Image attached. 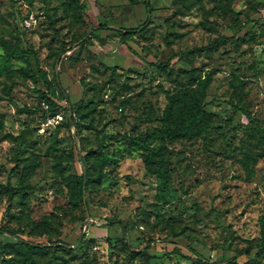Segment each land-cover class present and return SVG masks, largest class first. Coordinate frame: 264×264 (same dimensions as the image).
Returning a JSON list of instances; mask_svg holds the SVG:
<instances>
[{"label":"rangeland","instance_id":"1","mask_svg":"<svg viewBox=\"0 0 264 264\" xmlns=\"http://www.w3.org/2000/svg\"><path fill=\"white\" fill-rule=\"evenodd\" d=\"M149 1L152 23L122 43L123 35L105 29L87 38L99 23H142L143 4L85 0L82 10L65 0H0V227L7 230L0 232V264H228L264 239V136L233 106L239 86L240 104L264 129V0ZM220 35L237 41L192 51ZM63 42L70 49L54 62ZM7 45L34 49L48 78L58 73L70 102L84 101L77 130L55 104L66 102L53 81L55 102L41 97L34 57L6 55ZM172 53L179 55L168 66L150 64ZM207 75L209 138H147L162 146L169 167L162 179L145 168L143 148L122 135L159 127L168 95ZM55 111L63 119L48 123ZM100 130L109 135L104 161L91 152ZM34 161L25 178L23 165ZM81 169L87 206L70 200ZM43 217L50 233L31 227ZM84 231L90 238L82 249L66 246ZM124 235L135 254L123 246ZM17 238L68 249L27 257L12 244ZM236 260L264 264V246Z\"/></svg>","mask_w":264,"mask_h":264},{"label":"trees","instance_id":"2","mask_svg":"<svg viewBox=\"0 0 264 264\" xmlns=\"http://www.w3.org/2000/svg\"><path fill=\"white\" fill-rule=\"evenodd\" d=\"M46 1V0H43ZM131 3H141L145 7L146 17L144 21L136 26H119L117 28L109 27L106 25V23H99L95 27L92 28L91 34L88 35V40H91L93 37V34H95L96 31L99 30H107V31H117L123 37H121L119 40L122 43H126V39H124V36H129L133 33L140 32L143 27H147L152 23V14H151V5L149 0H129ZM185 4L186 0H182ZM65 2L73 4L77 3L79 8L84 10L85 8V0H65ZM254 6L256 5V2L252 3ZM223 10L225 12H228L230 10L229 6H224ZM229 40H232L234 42L237 41L234 36H226V35H220L218 36L213 42H210L207 46L198 47L193 49L192 51H204L207 49L215 48L217 45L227 42ZM70 43L63 42L60 44L58 51L55 53L54 62L58 60L62 54H64L67 50L70 49L69 46ZM129 48V47H128ZM7 53L6 55L9 56H33L35 59V65H36V73H31V76L35 79L39 80L42 85L44 86V91L41 93V97H45L46 100L49 102L54 101L57 96L54 91L50 90V85L53 81L55 86L57 87L59 91L60 98L65 100L66 104L61 105L60 103L56 106L60 108V110L66 112V124L68 126H72L75 128V130L78 129V122H76V116H79V118H84V113H82V107L85 105L84 101H77V102H70L67 94L65 93L64 89L62 88V85L59 81L58 73L54 71L52 80L48 78L45 69L40 65L39 58L37 53L32 48H25V49H18L12 45H7ZM132 52L133 49L129 48ZM179 53H172L168 56V58L164 61L159 62H150V64L155 65L157 68L166 67L170 64V61L178 56ZM144 61L143 58H140ZM209 75H207V78L199 79L197 81V84L194 85L193 83L188 84H182L180 87L174 91L173 93L168 95L167 103L164 108V112L162 115V124L159 127H153L150 128L136 136H131L129 134H123L122 137L125 138L128 145L130 146V143H136L141 148H143V160L145 162V168L151 172L157 174L158 177L165 179L167 177V171L169 169L168 165H165L164 163V157L162 153V146L160 145H151L149 142H147V138L150 136L158 135L163 140H173L177 138L185 137L187 139L195 138L199 135H202L203 138L206 140L209 138L208 136V127L211 124V113L204 109L205 103L202 101L205 96V88L208 83ZM235 97L237 99V102L233 105L235 110L240 111L248 121L254 123V127L258 129V131L263 134L264 136V129L259 128L257 124H255L254 119L251 117L250 113L246 111L245 107L240 104V101L242 99V93L240 91L239 86H235L234 88ZM29 112H32L31 109H26ZM59 111H55L52 114H55ZM5 128L4 121L2 119V115L0 114V131H2ZM117 134V133H116ZM108 134L104 132L103 130L99 131V141L96 145V148L94 150H91L93 155L98 156L102 161L105 159L103 156H106L105 146L107 144V138ZM119 136V135H118ZM15 138H19L18 136L14 135ZM113 137V136H111ZM248 157L247 159H242L243 164L246 167V171L248 174H250L252 171L248 166ZM103 158V159H102ZM36 167V162L31 163H25L23 165V176L26 178ZM86 173L81 169V172H79L74 177V185L73 189L71 190L70 200L74 203L80 202L84 206H87L88 203L84 201V194H83V186L82 183L85 180ZM28 185L20 187L19 190H25ZM5 191H8L9 193H12L15 189L9 188L8 185L4 188ZM18 190V189H16ZM115 222H121L118 219H114ZM31 227L36 232H39L40 234L43 233H50L51 229V223L49 218L43 217L40 221L32 222ZM1 228V227H0ZM123 232L127 231L126 225L122 224ZM264 231V228H263ZM1 233H6L7 230L1 228ZM90 238V235L88 234V231H84L81 234V240L76 245V249H82L84 246V243ZM149 241V240H148ZM123 246H125L129 251L128 254L132 255L135 254L136 250H131V247L129 245L130 239L129 237H125V235L122 237ZM12 244L18 245L20 248L24 249L25 254L27 257H32L34 253L42 254L44 252H47L50 249L60 250V249H68L64 247L61 244L52 245L47 243H40V242H32L29 240H24L21 238H17ZM264 246V239H261V241L255 243L254 245H247L245 248L241 249L236 255H234L231 259H228V264H241L236 260V257L240 254H248L250 250L254 246ZM72 247V246H69ZM193 254H197L196 251H192ZM199 255V254H198ZM185 256V255H184ZM33 259V258H31ZM14 264V263H9ZM210 264H215V262H210ZM252 264V263H249Z\"/></svg>","mask_w":264,"mask_h":264},{"label":"built area","instance_id":"3","mask_svg":"<svg viewBox=\"0 0 264 264\" xmlns=\"http://www.w3.org/2000/svg\"><path fill=\"white\" fill-rule=\"evenodd\" d=\"M57 119L61 120L63 119V114L61 112H57L55 114H53L52 117H48V123H53L55 122Z\"/></svg>","mask_w":264,"mask_h":264},{"label":"water","instance_id":"4","mask_svg":"<svg viewBox=\"0 0 264 264\" xmlns=\"http://www.w3.org/2000/svg\"><path fill=\"white\" fill-rule=\"evenodd\" d=\"M87 218H88V216H87ZM78 244V242L77 243H75L74 245H72V247H76V245ZM67 247H69L70 245H66Z\"/></svg>","mask_w":264,"mask_h":264}]
</instances>
